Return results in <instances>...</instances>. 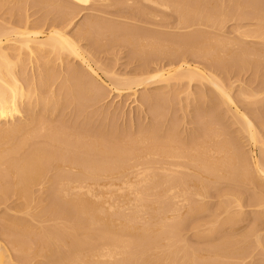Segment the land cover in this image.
Returning <instances> with one entry per match:
<instances>
[{"label":"bare ground","instance_id":"obj_1","mask_svg":"<svg viewBox=\"0 0 264 264\" xmlns=\"http://www.w3.org/2000/svg\"><path fill=\"white\" fill-rule=\"evenodd\" d=\"M0 12V264H264V0H0ZM116 44L126 62L103 63ZM104 86L143 116L115 122L118 108H97ZM196 99L197 127L180 133L175 112ZM227 115L257 160L227 140ZM221 182L261 185L246 192L254 210ZM213 190L216 211L183 239Z\"/></svg>","mask_w":264,"mask_h":264},{"label":"rangeland","instance_id":"obj_2","mask_svg":"<svg viewBox=\"0 0 264 264\" xmlns=\"http://www.w3.org/2000/svg\"><path fill=\"white\" fill-rule=\"evenodd\" d=\"M82 11V10H81ZM80 11V12H81ZM89 11V10H88ZM80 12H79V14L77 15V18L76 19H74L73 20V22H72V24L73 25H78L77 23H81L80 21H81V19L83 20L84 18H85V16L87 15V14H90V13H92L93 11H89V13H87V11L86 10H83V12H81V14H80ZM86 15H85V14ZM0 14H1V12H0ZM81 16V17H80ZM74 21H76L75 23H74ZM71 24V25H72ZM230 23H228L227 25H229ZM72 25V26H73ZM72 26H70V27H72ZM68 30V32H70L71 31V29H70V31H69V28L67 29ZM181 31V30H180ZM186 31V30H185ZM184 30H183V32H185ZM84 42V41H83ZM83 42L81 43V44H83ZM117 45V46H116ZM116 45H114L113 47H111L112 49V52H111V55L108 53V52H106V53H108V54H106V53H100L101 54V57H100V60L104 63V61H105V59L106 58H108V57H111V58H108L109 59V61L108 62H110L111 60L112 61H115V64H117L118 66L123 62V63H125L126 62V55H127V53H126V47L124 48L123 46H121V45H119V44H116ZM121 47H119V46ZM115 46H116V48H115ZM117 48H118V50H117ZM122 49H123V51H122ZM121 51V52H120ZM124 52H125V54H124ZM100 54H99V56H100ZM106 55L105 56V59H104V56L103 55ZM109 55V56H108ZM114 56V57H113ZM103 57V59H101ZM116 57L118 58L117 59V61H119V62H117L116 61ZM122 57V58H121ZM189 57V56H188ZM188 57H186L185 56V58H187V59H191L190 57L188 58ZM125 60V61H124ZM112 61H111V63H112ZM107 62V63H108ZM106 63V62H105ZM114 63V62H113ZM80 64H82V63H80L79 61H78V63L77 62H75V65H80ZM114 64V65H115ZM177 64L175 63V64H173L172 65V67H174V66H176ZM83 67V68H85V70L87 69V67L84 65V64H82V65H80V67ZM117 67V66H116ZM97 71V70H96ZM239 72H241L240 73V75L238 76V77H241V80H242V78L243 79H245L246 78V80L248 79V75H249V78H251L252 77V75L250 76V74H249V71H248V73L246 74V73H243L242 74V72L243 71H239ZM100 73V74H99ZM235 73V72H234ZM97 74L100 76V77H102V79H104L103 78V75L101 76V72H99V71H97ZM232 77H231V76ZM229 76L227 75L226 77H225V80H226V78L228 79V80H226L227 81V83H229L230 82V80H232V81H234V80H236L237 79V77L235 76V74H230ZM232 78V79H231ZM258 78V79H257ZM256 79L257 80H260L262 77L259 75L258 77H257ZM260 78V79H259ZM98 79V78H97ZM234 79V80H233ZM254 84H252L253 86L254 85H256L257 83H258V81L256 82H253ZM228 85V84H227ZM235 86L237 85V84H234ZM233 85V86H234ZM234 86V87H235ZM105 87V86H104ZM107 87V86H106ZM105 87V89L106 90H108L107 92H106V95L107 96H105V99L103 98V100L102 101H100V102H102V103H99V104H97V108H101V109H103L106 113H108V114H111V113H113L114 111H116L117 110V108H118V113H117V118L115 119V122H117L118 124H122V122H124V123H127L129 120L130 121H136L137 119H138V117H140V116H143V115H141L142 114V112H139V113H137V111H136V109H132V108H135L136 106H134V105H136V103H134L133 102V99L131 98V97H133V96H129L128 95V93L126 92V93H123V95H118L117 94V92L116 91H111V92H109V88L107 87L106 88ZM210 86H206V90H207V88H209ZM234 87L232 88L233 90H234V94L236 93L235 91H237V90H235L234 89ZM210 89V91H212L213 89L210 87L209 88ZM208 89V90H209ZM237 89V88H236ZM142 91L143 89H138V91L137 92H140V91ZM208 90H207V92H208ZM109 93V94H108ZM141 93V92H140ZM140 93H137V94H140ZM127 95V96H126ZM120 96V97H119ZM122 96V97H121ZM181 96H182V94H181ZM127 97V98H126ZM184 99V98H183ZM198 100V101H197ZM201 99H196V100H194V102L193 103H191L192 104V106L191 105H189L190 107H187V110L186 111H176L175 112V114H177V116H178V118L180 117V122H182V124L181 123H179L180 125L176 128L177 129V131H179L180 133H182V132H184V130H185V127H184V125L186 126V129H188L189 127H191L189 130H186L187 132L188 131H191V129H193V128H195V127H197V125L196 124H194V123H192V122H190L191 120H192V116L190 117V115H192V112L191 111H193V109H194V105L195 104H203V99L200 101ZM131 102H133V103H131ZM109 107H108V106ZM105 106H106V108H105ZM177 107V106H176ZM110 108V109H109ZM172 108V107H171ZM189 108H190V110H189ZM191 108H193V109H191ZM120 109V110H119ZM167 110V109H166ZM136 111V112H135ZM188 111V112H187ZM111 112V113H110ZM117 112V111H116ZM184 112V113H183ZM243 112V111H242ZM121 113V114H120ZM125 113V114H124ZM187 113H189V114H187ZM191 113V114H190ZM137 114V115H136ZM140 114V115H139ZM144 114V113H143ZM187 114V116H185ZM181 115H182V120H181ZM260 116H259V118H255V121L258 123L260 120H263V114L262 113H260L259 114ZM134 116V117H133ZM138 116V117H137ZM186 117V118H185ZM120 118V119H119ZM189 118H190V120H189ZM224 118L227 120H224V123L226 122V124H225V127H224V131L226 132V133H224L226 136V138H227V140H229L231 137V140H233L234 139V141H240V143H239V145L241 146V144H243L241 147H242V149L243 150H245V151H247V150H249V152H250V155H251V153L253 152V153H255L254 154V159L255 160H257L256 158H258V156L256 155V154H258V153H256V152H258L256 149H253V147L248 143V141L246 140V138L244 137V134H243V132L241 133V132H239V126L238 125H236L235 123H233V121H232V119H230V118H228V115L225 117L224 116ZM118 119V120H117ZM128 121H127V120ZM133 119V120H132ZM125 120V121H124ZM230 122H229V121ZM127 121V122H126ZM146 121V119L144 120V122ZM183 121H184V123H183ZM187 122H190V123H187ZM255 122V124H256V126L258 127V124ZM230 123H232V125L230 124ZM187 124H189V125H187ZM192 124V125H191ZM183 126V127H182ZM188 126V127H187ZM228 126V127H227ZM180 127V128H179ZM181 127L182 128H184V130L183 129H181ZM193 127V128H192ZM259 127H261L260 125H259ZM258 127V129L260 130V133H261V136H263L264 134V130H263V128H259ZM179 129H181V130H179ZM231 129V130H230ZM183 130V131H182ZM233 130H234V132H233ZM263 130V131H262ZM186 131L184 132V133H186ZM228 132H230V133H228ZM227 133H228V135H227ZM235 134H237L236 135V139H235ZM241 136H240V135ZM263 134V135H262ZM231 135V136H230ZM233 135V136H232ZM229 136V137H228ZM240 137H242V138H240ZM264 137V136H263ZM231 140H229V141H231ZM247 143V144H246ZM248 146H249V148H248ZM252 150V151H251ZM248 152V151H247ZM256 156V157H255ZM257 162V161H256ZM260 182V181H259ZM222 183H224V182H221V184H219L218 186V189H220V190H222V191H229V190H233V189H235V187L236 186H238V185H240V186H238V187H236L237 189L240 187V190L241 191H243L244 189H246L245 190V193L247 192L249 195L251 194V193H254V192H259V187L261 186V185H259V186H254L253 184H250V186H248L249 184L248 183H246L247 185H245V184H242V183H235L232 187H227V188H224V186L226 187V185L224 184H222ZM261 184H262V188L263 189H261V187H260V189H261V191H260V193H263L262 195L264 196V187H263V185H264V183H262L261 182ZM253 186V187H252ZM234 187V188H233ZM257 187V188H256ZM253 190H252V189ZM252 190L253 192H251V191H249V190ZM236 190V189H235ZM249 192H248V191ZM213 191H215V190H213ZM213 191H211V193H210V195H208V196H210V197H208V198H206V197H204L205 199H203V202H205L204 203V206H203V208H204V210H203V208L201 209V208H196V211H195V208L192 210V211H190L188 214L187 213H185L184 214V216L185 217H187V218H185L184 217V229H182L181 230V237L183 238V239H186V240H196L194 237H193V232H192V227L194 226V223L196 224V223H198V224H201L202 223V221L203 222H206L207 221V219L209 220V218H210V216H209V214L210 213H212V212H214V211H216V209H217V207H218V205H216V204H218L219 203V199L218 198H220V197H218V196H215V195H217V194H215L216 193V191L215 192H213ZM263 191V192H262ZM257 192V194L256 195H259L260 193H258ZM213 193V194H212ZM244 193V191L242 192V196H244L243 197V199L245 198V200H246V202H244L245 200H243V207H242V211H243V213L246 215V214H250L251 213V211H252V209L254 210V205H253V203H252V201H250V202H248L249 200H248V198H246V197H248V194L246 193L245 194ZM216 197H218L217 199H216ZM212 198V199H211ZM232 198V197H231ZM208 199V200H207ZM220 199H222V198H220ZM216 200H218L217 202H216ZM208 203V204H207ZM247 203V204H246ZM212 205V206H211ZM248 205V206H247ZM253 205V206H252ZM217 206V207H216ZM247 206V207H246ZM252 208V209H251ZM199 210V211H198ZM213 210V211H212ZM247 210V211H246ZM250 211V212H249ZM205 212V213H204ZM206 216V217H205ZM207 216H208V218H207ZM191 217V218H190ZM195 220H197V222L195 221ZM200 223H199V222ZM187 223V224H186ZM190 224V225H189ZM193 225V226H192ZM191 228H190V227ZM201 227V226H200ZM204 227V226H203ZM184 236V237H183ZM191 239H190V238Z\"/></svg>","mask_w":264,"mask_h":264}]
</instances>
